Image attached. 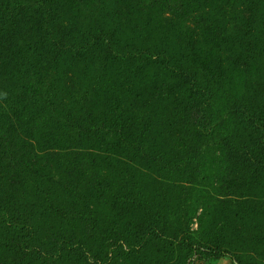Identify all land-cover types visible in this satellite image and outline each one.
Masks as SVG:
<instances>
[{
    "label": "rangeland",
    "instance_id": "obj_1",
    "mask_svg": "<svg viewBox=\"0 0 264 264\" xmlns=\"http://www.w3.org/2000/svg\"><path fill=\"white\" fill-rule=\"evenodd\" d=\"M42 1L40 70L61 88L62 117L39 107L48 119L16 154L21 168L0 165V203L33 214L0 213V264H234L200 260L187 241L264 264V171L242 170L230 149H201L184 125L177 135L174 115L190 94L177 66L198 57L215 80L209 61L234 66L233 38L249 35L264 53V0ZM255 59V80L228 92L239 100L264 83V55Z\"/></svg>",
    "mask_w": 264,
    "mask_h": 264
},
{
    "label": "trees",
    "instance_id": "obj_2",
    "mask_svg": "<svg viewBox=\"0 0 264 264\" xmlns=\"http://www.w3.org/2000/svg\"><path fill=\"white\" fill-rule=\"evenodd\" d=\"M82 2L83 0H63V4L66 3L67 7L73 3H77L80 7ZM44 4L46 3L42 0H0V165L6 166L8 170L18 171L21 168L23 159H18L16 154L19 149L22 151L25 149V146L31 142L34 132H38L37 127L48 119L38 110L39 107L52 110V113L48 114L49 118L62 117L58 110L61 88L55 82L50 83L54 80L49 74L40 70L42 63L47 59L39 49V43L44 42L37 28L40 18L45 15L38 10V7H48ZM50 15L51 10H48L46 17ZM209 33L208 43L216 44L221 39L220 31ZM256 45V41L252 40L250 35L244 40L233 38L230 50L236 51L234 66L231 67L218 59L209 61L213 71L208 68L206 75L207 78L213 76L215 80L205 79L203 72L207 67L203 68V61L198 60V57H194V63H189L187 68L177 66L178 73L186 78L185 86L187 84L190 87L187 89L188 92H184L190 94L189 97L180 98L181 104L174 114L178 115L175 117L178 128L182 129L184 125V128L190 131V135L185 136L187 140L194 144L198 143L201 149L210 148L211 143L224 152L230 149L229 152L234 153L230 159L240 156L242 170L247 168L251 173L255 172V168L257 172L264 171V83L257 78L256 89L253 92L254 101L249 97L247 100L244 97L239 100L236 94L232 95L228 92L235 88L239 78L249 83L255 80L257 74L253 68L255 58L264 55ZM161 63L162 70L170 68L169 62ZM224 73L225 77L222 76ZM180 91L182 90H178L177 93ZM4 93L7 95L5 96ZM215 102H218L216 110ZM173 126L177 127L172 124V130ZM241 127L246 129L250 127L253 132L258 131L257 135L243 140L238 134ZM181 129L176 133L177 135L180 134ZM40 137L39 144L43 142L45 133ZM20 142L23 143L22 148H18ZM136 147L139 148V145L136 144ZM31 150L34 152L33 148ZM229 164L232 165L231 168L234 167L235 159ZM11 207L12 211L17 213L15 217L23 215L17 219L20 223L33 217L30 213H18L13 204ZM11 207L9 202L4 204L2 201L0 213H10ZM31 207L43 209L45 204H32ZM17 240H19L18 246L26 242L23 238L14 239L15 242ZM186 244L200 260L227 256L234 264H256L241 262L231 250L226 248L208 246L200 242L187 241Z\"/></svg>",
    "mask_w": 264,
    "mask_h": 264
},
{
    "label": "clouds",
    "instance_id": "obj_3",
    "mask_svg": "<svg viewBox=\"0 0 264 264\" xmlns=\"http://www.w3.org/2000/svg\"><path fill=\"white\" fill-rule=\"evenodd\" d=\"M4 95L6 96V95H7V93H4Z\"/></svg>",
    "mask_w": 264,
    "mask_h": 264
}]
</instances>
